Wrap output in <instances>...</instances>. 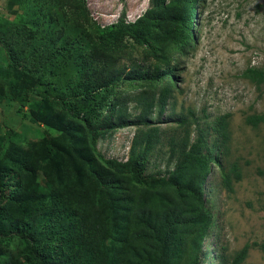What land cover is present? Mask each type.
<instances>
[{
	"label": "rangeland",
	"instance_id": "1",
	"mask_svg": "<svg viewBox=\"0 0 264 264\" xmlns=\"http://www.w3.org/2000/svg\"><path fill=\"white\" fill-rule=\"evenodd\" d=\"M36 1L0 0V264H37L33 243L44 255L63 251L70 234L57 233L58 205L44 189L58 176L66 192L80 183L73 174L104 178L112 167L99 153L141 163L150 186L168 185L188 153L212 156L203 186L212 221L199 264H230L246 244L240 264H264V83L244 76L264 69V0H198L186 47L167 22L143 40L121 29L99 35L95 24L134 23L148 11L161 18L157 0H85L87 10L80 0H38L53 14L45 45L23 30ZM80 25L89 47L75 44ZM46 89L67 105L43 98Z\"/></svg>",
	"mask_w": 264,
	"mask_h": 264
},
{
	"label": "trees",
	"instance_id": "2",
	"mask_svg": "<svg viewBox=\"0 0 264 264\" xmlns=\"http://www.w3.org/2000/svg\"><path fill=\"white\" fill-rule=\"evenodd\" d=\"M75 5L87 10L85 0L75 1ZM42 6L37 0L31 7L33 19L23 23L27 25L23 30L32 33L31 39L48 45L42 35L51 34L53 14L52 11L42 10ZM197 6L198 0H157L158 9L164 8L161 18L153 17L148 11L134 23L95 26L103 37L121 29L143 40L149 36L151 26L167 22L178 26L179 35L175 40L179 47H186L193 37ZM80 14L83 15L84 11ZM82 28L80 25L75 30V44L79 43L77 47H89L91 43ZM74 48L75 45L70 50ZM167 70L162 69L159 76H163ZM244 76L257 85L264 83L263 68L249 67ZM170 89V86L163 89V100L166 101ZM33 92L37 90L27 87V95ZM41 95L43 98H61L67 105L63 94L46 89ZM68 110L78 116L71 109ZM261 120L263 116L249 117L254 125ZM225 121L226 116H223V127L226 126ZM199 148L201 146L197 150ZM98 156L112 167L111 173H106L104 178H96L89 173L86 177L73 174L72 178H77L80 183L66 192V182L58 176L44 189L48 193L45 196H52L58 205L57 208L53 207L52 212L57 215V225L64 229H58L57 233H69L70 237L62 242L63 251L56 255H44L38 244L33 243L30 260H35L37 264H199L203 242L212 221L203 191L212 156L188 153L170 177L171 184L163 185L153 179L152 186L142 176L141 163L108 160L100 153ZM196 176L198 182L194 181ZM186 181L194 185H185ZM65 192L67 198L73 199L64 201ZM25 196L27 200L38 199V202L42 197L29 191ZM39 207L41 209L43 205ZM20 214L24 220L32 219L31 208L23 209ZM20 236L29 235L22 233ZM4 238H7L6 234ZM65 245L67 249L64 250ZM249 248L246 244L230 264L243 262ZM6 264L20 263L13 258Z\"/></svg>",
	"mask_w": 264,
	"mask_h": 264
}]
</instances>
